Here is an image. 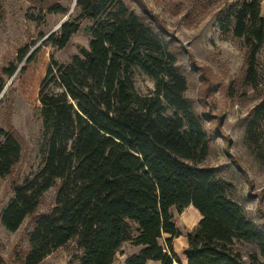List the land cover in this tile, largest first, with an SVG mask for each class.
<instances>
[{"label": "trees", "instance_id": "16d2710c", "mask_svg": "<svg viewBox=\"0 0 264 264\" xmlns=\"http://www.w3.org/2000/svg\"><path fill=\"white\" fill-rule=\"evenodd\" d=\"M262 2L243 0L221 27L225 36L243 41V81L254 89L260 86L264 50ZM39 3L35 22L47 14L67 17L73 9L45 46L66 49L85 21L91 22V41L69 64L52 58L39 93L43 167L23 185L14 182V198L1 216L12 233L33 220L23 264H42L72 242L81 252L77 264H115L125 245L143 248L126 264H182L173 248L181 233L172 210L190 207L202 219L187 236L186 264H264V225L250 221L230 197L234 186L221 178L219 168L202 166L220 128H207L187 98L188 74L180 65L184 49L164 21L145 0ZM17 69L12 65L2 74L12 79ZM135 70L154 82V91L136 92ZM198 72L211 92L209 71ZM5 87L1 80L0 95ZM263 127L264 100L248 124V138L256 143ZM22 154L15 132L0 127V178L13 175ZM53 189L54 207L39 215ZM242 243L258 248L247 261Z\"/></svg>", "mask_w": 264, "mask_h": 264}, {"label": "rangeland", "instance_id": "374dc122", "mask_svg": "<svg viewBox=\"0 0 264 264\" xmlns=\"http://www.w3.org/2000/svg\"><path fill=\"white\" fill-rule=\"evenodd\" d=\"M40 1L0 0V82L6 83L5 93L0 95V127L13 130L23 148L13 175L0 178L1 264H23V255L29 250V235L34 229L33 220L28 219L18 232H9L3 226L1 216L14 198V182L23 185L43 167L45 141L39 93L44 77L52 58L60 64H69L83 48L89 49L91 41L88 32L91 22L85 21L66 49L45 46L44 41L59 30L66 17L47 14L42 22L32 21V16H39ZM242 1L145 0L164 21L177 45L184 49L180 65L188 74L187 98L194 103L196 112L205 117L207 128H220L211 155L202 166L219 168L221 178L234 186L230 197L243 207L250 221L263 227L264 127L259 131L256 143L248 138L247 128L264 100V50L259 55L260 86L254 89L243 81V41L232 35L225 36L221 29L230 9ZM63 5L68 7L69 2ZM135 10L141 15L140 9L135 7ZM190 56L196 61L197 69L192 66ZM12 65L18 69L16 75L9 79L3 76L2 70ZM198 70L209 71L213 81L211 92H208ZM135 89L139 95L146 96L155 90L154 82L141 70H135ZM56 193L57 190L53 189L44 197L39 215L51 211ZM172 214L181 233V237L174 240L173 248L182 264H186L187 236L202 217L194 207L182 213L173 209ZM168 238L165 236L164 241ZM239 247L246 261L251 253L258 252L255 244L242 243ZM80 256L81 252L72 242L42 264H77ZM123 262L124 259L118 257L115 264Z\"/></svg>", "mask_w": 264, "mask_h": 264}, {"label": "crops", "instance_id": "0c3cea01", "mask_svg": "<svg viewBox=\"0 0 264 264\" xmlns=\"http://www.w3.org/2000/svg\"><path fill=\"white\" fill-rule=\"evenodd\" d=\"M247 1H250V0H247ZM261 13H262V16H264V0L262 2ZM125 247H126V245L123 247L121 254L118 256L120 259L121 258L124 259L123 264H126L127 261L129 259H131L132 257L140 255L142 250H143L142 247H132L130 245L127 246L128 248H125ZM185 247L186 248L188 247V240H187V242H185ZM175 253L177 254V252H175ZM150 263H154V262H150ZM154 264H158V263H154Z\"/></svg>", "mask_w": 264, "mask_h": 264}, {"label": "water", "instance_id": "95a60500", "mask_svg": "<svg viewBox=\"0 0 264 264\" xmlns=\"http://www.w3.org/2000/svg\"><path fill=\"white\" fill-rule=\"evenodd\" d=\"M75 5H76V2H75ZM75 5H74V7H75ZM73 14V10L70 12V14L64 19V21L60 24V26H59V29L61 28V26L64 24V23H66V22H68L69 21V19H70V16ZM9 87H7V89H8ZM5 93V92H4ZM3 93V94H4ZM0 101H1V99H0Z\"/></svg>", "mask_w": 264, "mask_h": 264}]
</instances>
